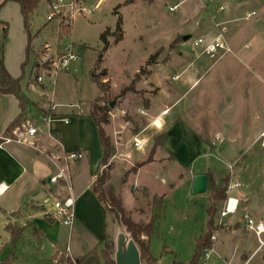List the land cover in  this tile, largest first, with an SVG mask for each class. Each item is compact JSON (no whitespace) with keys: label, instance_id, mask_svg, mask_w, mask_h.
Returning a JSON list of instances; mask_svg holds the SVG:
<instances>
[{"label":"rangeland","instance_id":"rangeland-1","mask_svg":"<svg viewBox=\"0 0 264 264\" xmlns=\"http://www.w3.org/2000/svg\"><path fill=\"white\" fill-rule=\"evenodd\" d=\"M126 1L85 0L83 7L88 14H81L69 23H49L47 2L43 0L31 18V35L34 40L29 59L26 53L28 33L24 27L20 6L18 3L9 2L0 10V59L3 58L4 66L13 78L23 77L22 90L35 101L38 92L35 91L32 95L28 90L33 72L38 77L44 76L46 70L66 50H73L81 57L69 72L57 75L55 86L45 83L50 100L60 113L58 117L67 118L70 124L54 121L48 132L40 111L29 103L26 117L29 124L36 128L37 134L34 138L24 135L26 144L23 146L29 148L40 135L47 137V134L58 133L65 153H69L81 151V137L90 145V162L94 166L95 159L98 160L101 155V149L97 128L89 112L92 102L102 94L91 81L90 72L104 47L100 40L101 35L106 30L111 33L116 30L118 18L114 11L120 6L124 39L115 44L114 37H108L110 47L104 54L99 71L107 70V77L103 82H108L110 86L108 101L115 104L109 114L110 130L106 129V133H112L107 134L114 147L113 155L108 161L112 178L106 195L111 201L120 199L126 212L128 211L127 214L138 223L147 224L155 217V235L150 240V253L155 258L153 264L189 263L194 255L196 241L206 233L209 219L207 210L211 202L209 185L206 194L194 196L188 177L204 168L210 169L215 176L212 173L207 175L216 187L224 188L231 178L234 182H242L243 187L236 190L235 196L248 185L259 188L264 194V149L261 146L264 135L260 145L253 149V156L256 157L252 163L253 170L245 173L241 158L244 151L240 154L241 150L250 149V144L259 137V133H264V0H228L226 3L220 0H134L130 6L125 4ZM2 3L3 0H0V5ZM252 13H256V16L249 18ZM219 34H224L231 49L230 53H218L211 58L191 50L192 39L214 38ZM186 36H190L187 41L184 40ZM183 53L189 64L197 59L204 74L198 85L191 89L188 100L182 104L180 110L183 111L182 117L189 120L193 128L205 138V146L209 152L201 154L202 149L198 152L193 150L191 134L185 125L175 128L170 136L169 133L166 135V139H169L165 142L164 149L179 154V158L180 155H185L181 160L189 165L188 169L181 168L174 157L164 153L161 148L151 156L154 139L163 133V130L157 132L153 123L162 111L174 103L175 100L169 99L168 93L178 89L175 90L172 85V77L170 80L166 77L163 84L154 82L153 64L148 65V61L157 55L154 64L158 62L166 65L167 61L178 59L179 54ZM25 62L27 64L23 67ZM167 82L168 86H163ZM33 86L45 88L44 83H39L38 80L31 84ZM163 95L166 99H161ZM186 97L187 95L182 100ZM0 100H7L0 102V129H3L8 111L13 105L9 102L17 104V101L14 96H1ZM37 105L42 108L44 118L50 116L53 106L47 96L41 97ZM122 111L127 112V116L117 117ZM139 111H144L145 115ZM174 115H177L176 112L169 117V122L174 120ZM23 125H26L25 122L19 127L22 128ZM151 125L153 126L147 129ZM145 129L147 130L141 137L148 136L151 140L145 150L138 152L134 147V140ZM13 131L14 129L4 135L12 136ZM47 141L48 147L55 143L49 137ZM46 156L53 161L61 160V167L65 168L62 159L64 155L47 153ZM35 158L47 176L57 174L58 171L50 167L42 155ZM149 158H152V162L147 163ZM139 164H144V173L139 179L135 174H126ZM71 165L69 163L70 170ZM228 165H235L232 174ZM250 173L254 176L259 174L251 184L248 182ZM215 177L220 183H216ZM226 177L228 182L223 183L222 180ZM48 179L49 177L45 178L46 185L41 186L40 195L46 210L50 211L56 200L64 198L57 197L55 186L63 188L65 183L60 180L54 186L47 183ZM224 202L218 203V211L214 217L215 226ZM75 210L77 218V206ZM42 213H35L38 219L36 222L44 225L47 221ZM225 219L229 220L230 217ZM53 226L60 231L58 245L62 249L68 244L70 248L76 247L79 239L83 246L91 242L75 230L69 233V229L60 222ZM225 228L227 227L223 224L217 230ZM121 231L122 227L109 212L107 233L114 245L116 236ZM213 237L214 243L215 233ZM239 240L240 242H236L242 246V239ZM234 243L235 240L224 256L216 248L208 250L202 264H244L243 257L251 253L254 242H249L240 251L234 250ZM26 246L31 247V244L26 242ZM115 248L112 254L114 264ZM42 250L50 253L48 245ZM31 254L26 257L30 259ZM86 264L103 263L102 259L98 261L93 256ZM247 264H264L262 255Z\"/></svg>","mask_w":264,"mask_h":264},{"label":"crops","instance_id":"crops-1","mask_svg":"<svg viewBox=\"0 0 264 264\" xmlns=\"http://www.w3.org/2000/svg\"><path fill=\"white\" fill-rule=\"evenodd\" d=\"M45 2H47L46 5L48 7L49 0H45ZM220 2L226 3L228 2V0H220ZM222 11L224 10L222 9ZM119 14L123 18L122 13L119 12ZM191 50L194 53H198L197 51H194L192 47ZM185 57L186 56L183 53L179 54L178 59L173 58L170 61H167L166 65H161L160 63L158 64V62L152 65V77L154 79V82L163 84L165 83L164 81L166 77L168 80H170V77H172V85H174L175 90L178 89L176 92L170 94L168 93L169 99L175 101L171 105V107H168L166 110L162 111L160 117L156 119L153 125L157 132L163 130L166 135H168L169 133V136L175 128L185 125V128L188 129L189 134H191L193 150H197L196 152H198V150L202 149V151L200 152L201 154H208L209 151L205 146V138L201 136L195 128H193L192 123L189 120L182 117L183 111L180 110L182 104L188 100L191 89H194L198 85V82L204 74L203 68H201L202 66L199 62H197V59L193 63L189 64L188 62H186ZM168 84L169 83L167 82L163 86L166 87L168 86ZM44 87L45 88L39 86L31 87L28 85V90H30L29 92L32 95L35 94V91L38 92L35 101H32L25 92L29 103L35 105V107H37V109L40 111L42 121L44 122V127L47 128L48 132H50L49 126L54 121L63 123L64 125H69L70 123L65 124L63 122V118L60 119L58 117L60 116V113H58L57 108L55 107L56 105H53V103L51 102L50 93L49 90H46L47 86L45 84ZM161 91L162 93H164V89H162ZM186 95V99L182 100V98H184ZM43 96H47L49 98V103L53 106L50 116L46 118L47 121L43 120V112H41L42 108H39L37 105V103L40 101V98ZM15 99L17 101V104L16 102H9L13 103V105L11 106L10 111H8L4 128L0 129V135L6 134L7 128L20 113L19 101L16 97ZM161 99H166V96L163 95ZM5 101L7 100H0L1 103H4ZM175 112L177 115H174V120H171V122H169V117L175 114ZM117 117L123 118L120 116V113L117 115ZM25 124H29L27 117L25 118ZM30 125L34 126L31 123ZM153 125L149 126L147 129H150ZM109 126L106 127L107 130H110ZM147 129H145L139 135L140 138L139 136H137L136 138L145 140L149 145V140H151V138L148 136L141 137V135H144L143 133ZM108 134L112 135V133L110 132ZM259 134V137H256V139H254L250 144V149H244L240 151V154L244 151V155H242L241 158L244 163L243 170L245 171V173L253 170L252 163L256 159V157L253 156V149L260 145L259 142L262 140L264 133L261 132ZM49 135L47 134V137H44V135H40L32 142L34 146H29V148L20 144H9L4 146L3 149L0 148V264H55L53 262V258L56 253L65 251L67 246L69 245L68 244L65 249L59 247L58 244L60 243V231L53 225L56 222L60 221L52 216L54 213V207L50 208V211H48L41 201V186L46 185V182L44 180L48 177L49 179L47 180V183L50 184V178H52L53 176H47L44 168L36 162L35 157H39V154L42 155L45 159V162H47L50 167H54L57 170V167L54 163H52V160L50 158H47V153L59 156L66 154L61 136L58 133H51ZM97 135L98 141L100 143L98 131ZM48 137L53 141V143L55 142L50 147L47 146ZM168 139L169 137H167V139L165 138L164 144L168 141ZM99 145L101 149V155L98 160L97 158L95 159V165L92 166L90 162V145L86 142V140L80 137L79 148L81 152L85 154V158L83 160L72 162V172L70 170V174H72L71 178L73 185V190L71 193L74 197L75 205L77 206V218L73 228H67L69 229V233H71L72 230H75V232L81 234L82 237L91 240V242H88L87 245L83 246L81 244V239H79V241L77 242V246L70 248L71 257L74 258L75 261L80 260V264H86L88 259L93 256L96 257L98 261L102 259V263L105 264L101 252L105 248V237L108 234V214L105 212L104 207L98 201L96 195L93 192V185L96 181V177L102 171L100 163L103 158V147L101 143ZM261 146L264 149L263 143L261 144ZM164 148L165 146L163 145V147L161 148L162 151L164 153H167L168 155L173 156L175 162L181 168H189V165L186 164L185 161H182L184 159L183 156L185 155H180L182 158L181 160V158H179V154L171 153ZM58 164L59 166L62 165L60 161H58ZM128 169L129 167L124 171L127 172ZM143 171L144 168H141L134 176L139 179L143 175ZM207 173H212L214 175V173L210 169L204 168L201 172L193 173L190 177H188L190 180V187L192 188L193 178L196 175H207ZM258 177L259 174L254 176L252 173H250L248 182L253 183L254 180ZM110 181L105 186L106 193ZM216 183H220L217 178ZM240 183L242 184V182ZM52 185L55 186V184ZM54 192L55 194H57L58 198H66L70 194V192L64 186L63 188H58L57 186H55ZM235 197L239 200L238 210L235 214L228 216L230 217L229 220H223L221 225L225 224V227L227 228L218 229L215 232L216 240L214 241L212 248H216V250L220 252L222 256H224L223 254L227 252L228 247L232 245V242L234 240L235 251H240L243 248L247 247L249 242H254L253 250L251 251V253L248 256L244 255L243 257L245 259L244 264H247L250 260H252L253 258L255 259L260 254L262 255L264 263V248H260L258 238L253 233L248 232L245 227V217L253 218L257 222H261L264 224V194L260 192L259 188H252L251 185H248L244 190L239 191L238 195ZM108 198L110 199V197ZM39 211L43 212L42 214H44V217L47 221L44 225L37 224L36 222V220L38 219H36L37 215L35 213ZM219 222L220 215L218 218L217 227L221 226ZM60 223L63 225L62 222ZM10 224L23 230L21 238L14 246V248L11 244L12 234L6 229ZM143 239L146 240L147 238L143 237ZM239 239H242V246L239 245L240 243L238 244V242H240ZM236 240L238 242H236ZM26 242H29L31 244V247H27ZM47 245L50 249V253L42 250L43 247H46ZM28 254H31L30 259L26 257Z\"/></svg>","mask_w":264,"mask_h":264},{"label":"trees","instance_id":"trees-1","mask_svg":"<svg viewBox=\"0 0 264 264\" xmlns=\"http://www.w3.org/2000/svg\"><path fill=\"white\" fill-rule=\"evenodd\" d=\"M43 0H3V3L0 5V10L4 5H6L9 2H15L18 3L21 9V14L24 20V27L26 32L28 33V46H27V59H29L30 53L32 51V42L34 40V37L31 35V18L33 17L34 13L38 9L40 3ZM79 2L83 3L85 0H78ZM134 3V0H127L126 5H131ZM120 6L116 8L114 11V15L118 18L117 19V25L116 30L114 32H110L109 30H106L100 37L101 42L103 43V49L93 67V69L90 72V79L93 81L97 87L99 88L102 96L96 98L90 107V113L89 116L93 120V122L96 125L98 134H99V140L103 147V158L101 160V168L102 171L97 175L96 181L93 185V192L96 195L98 201L101 203V205L104 207L105 212L108 214L111 212L114 215L115 220L118 222V224L127 231V233L130 235V237L135 241L137 246L139 247V250L141 252V258L142 262H146V264H153L155 262V258L152 257L150 253V240L155 235L156 230V222L155 217L152 218V220L145 224V223H138L135 222L130 215L127 214L123 203L120 199L117 200H109L106 191L105 186L111 179V171L112 169L108 166V161L113 155L114 147L112 145L111 138L106 133V126L110 125V112L111 102L108 101V96L110 95V86L107 83L103 82V79L107 77V70H101V64L104 59V54L108 51L110 47V43L108 40V37H114V43L118 44L124 39L123 35V18L119 14ZM7 33V28L4 32L3 39L5 40V35ZM157 55L152 56L150 60L148 61V65L154 64V61L156 59ZM28 62V60H27ZM27 62L23 65V67L26 66ZM99 72V74H97ZM38 74L32 73L29 86H31L32 83L37 82ZM23 77L20 78H13L6 70L3 58L0 59V96L3 95H13L17 98L19 101L20 106V113L19 115L11 122L9 127L7 128L6 134H8L10 131L15 129L16 127H19L22 122H25L26 118V108L29 104L28 98L26 93L22 90L21 87V81ZM166 138V133L163 132L159 136H157L154 139L153 147L151 156L155 155L158 149L162 148L164 145V141ZM152 162V158L148 159L147 163ZM144 164L135 165L131 170H129L126 174H136L140 168H142ZM223 183L228 182V178H224ZM226 188L227 186L223 187H216L212 184L211 179L209 177V192H210V202L211 205L208 208V224H207V230L206 233L200 237L196 243H195V251L194 255L192 257V260L189 263H180L175 262V264H202L204 253L210 249H212V237L214 236V233L217 230V226H215L214 217L218 211V203L221 201H226L228 196L226 194ZM163 200V199H162ZM163 206L160 208L162 210ZM7 231H9L12 234V247L17 244V242L20 240L21 235L23 233V230L20 228H17L13 226L12 224L7 226ZM143 237H146L147 239H143ZM105 248L101 252L103 261L105 264H114V261L112 259V254L114 251V242L112 240H109L108 234L105 237L104 242ZM58 253L54 257H57ZM61 262H64L66 264H74L70 259L61 257L59 258ZM80 260H76V264H80ZM204 264V263H203Z\"/></svg>","mask_w":264,"mask_h":264},{"label":"built area","instance_id":"built-area-1","mask_svg":"<svg viewBox=\"0 0 264 264\" xmlns=\"http://www.w3.org/2000/svg\"><path fill=\"white\" fill-rule=\"evenodd\" d=\"M175 8H171V11L175 10ZM88 14V11L83 7V3L79 2L78 0H49L48 2V13H47V22L53 23L56 21L57 23L66 22L69 23L73 21L77 16L81 14ZM256 13L250 14L248 17H254ZM224 34H219L214 38H194L191 40V47L194 51L201 52L202 55L214 58L216 54L221 53L222 55L228 54L231 52L230 46L226 41ZM81 57L74 53L73 50H66L60 54L57 59L53 62V65L50 66L49 69L46 70L44 76H40L37 78L39 83H46L48 82L50 85H55L56 77L61 72H69L72 68L73 64L78 63ZM81 110V108H79ZM142 115H145L144 111H139ZM120 116L125 117L127 116V112L122 111ZM43 120L47 121L46 118ZM65 124H69L70 121L67 118L63 119ZM37 134L36 128H34L30 124L23 125L22 128L16 127L13 131L12 136H1L0 137V148L3 149L4 146L9 144H26V141L23 139L24 135L34 138ZM264 145V141H263ZM31 146H34L31 143ZM134 147L138 151H143L147 147V142L142 139H135L134 140ZM85 158V154L81 151L69 152L64 155L62 158L65 164V168L59 166L58 161H53L57 167V174L50 178V182L52 184L59 183L62 180L65 183V187L70 192L69 196L63 198L61 200L56 201L54 205V213L53 217L60 222L63 223L64 226L72 229L75 221H76V210H75V200L72 196V178L70 174L69 163L74 161L83 160ZM235 165H231L229 170L231 174L234 172ZM242 184L240 182H234L231 178L229 184L226 188V194L228 196L227 200L224 203L223 209L220 212V222L221 225L223 220L228 216L235 214L238 210L239 200L235 197L236 190L240 189ZM245 227L248 232L253 233L259 242L260 248H264V224L261 222H257L253 218L245 217ZM214 240L215 238L212 237ZM208 251L204 253L207 254ZM70 246L68 245L66 250L63 252H58V256L53 258V262L55 264H66L61 262L59 258L64 257L70 259L74 264L76 261L74 258L71 257ZM203 256V258H204ZM206 258V256H205Z\"/></svg>","mask_w":264,"mask_h":264},{"label":"water","instance_id":"water-1","mask_svg":"<svg viewBox=\"0 0 264 264\" xmlns=\"http://www.w3.org/2000/svg\"><path fill=\"white\" fill-rule=\"evenodd\" d=\"M190 36L184 38L189 40ZM114 103L110 105L114 107ZM209 178L207 175H196L193 178L191 193L194 196L204 195L208 191ZM122 227V226H121ZM115 264H143L141 252L135 241L126 232L124 227L115 239Z\"/></svg>","mask_w":264,"mask_h":264}]
</instances>
